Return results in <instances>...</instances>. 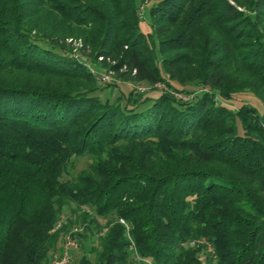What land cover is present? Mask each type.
Here are the masks:
<instances>
[{"label": "trees", "instance_id": "obj_1", "mask_svg": "<svg viewBox=\"0 0 264 264\" xmlns=\"http://www.w3.org/2000/svg\"><path fill=\"white\" fill-rule=\"evenodd\" d=\"M139 1L0 0V264H47L67 210L98 264H264V111L224 104H264V0H149L150 35Z\"/></svg>", "mask_w": 264, "mask_h": 264}, {"label": "rangeland", "instance_id": "obj_2", "mask_svg": "<svg viewBox=\"0 0 264 264\" xmlns=\"http://www.w3.org/2000/svg\"><path fill=\"white\" fill-rule=\"evenodd\" d=\"M139 5L141 2L137 0ZM139 19H140V29L142 32H144L147 35H150L152 33V28H151V18H150V3L149 0H145L144 3L141 5L140 10H139ZM71 41V40H69ZM73 47L75 48V52L77 56H83L84 52L80 50V48H83V43L81 40H74L73 41ZM76 49H79L80 51H76ZM89 54V51L86 52ZM86 56V55H85ZM101 58L99 59V62H95L92 58L87 56L86 63L88 64L89 69L92 71L96 81L98 82V85L102 86H108L109 87V93L112 94L113 96H116L117 94L120 93V91H128L131 88L136 89V92H143L147 91V89L151 88L152 86H149L146 83H132L129 81H123L119 78V74L109 70L107 67H102L101 66ZM62 85V84H61ZM73 85H78V84H73ZM63 86H70V85H63ZM79 86V85H78ZM156 87L170 91L169 87L166 85V83H161L160 85H156ZM106 90V91H107ZM173 94L176 96L181 95L178 92L173 91ZM228 107H238L243 104H250L254 108L257 109L259 113H263L264 111V104L257 97L253 92L250 90H244L243 92L235 95V98L232 100L225 101L224 103ZM90 162V157L89 156H82V157H75L73 159V163L69 170L73 175L79 174L81 171L87 168L88 164ZM91 215L93 212H90ZM62 217L65 218V220H72L73 226L69 229L68 235L73 234L72 236H76L78 238L79 242L84 243V245H79V248L74 250L73 252V259L71 260L70 264H81L79 259L82 255L86 254L87 258H89L92 261V264H98L97 263V255L95 253H89L88 250L90 249L91 244H95L99 246V239L97 233L95 235H92V229L90 228L89 221L85 224H81V222H78L75 220L74 216H72L70 210L65 211V213L62 215ZM76 221V224L74 222ZM85 225V226H84ZM88 226V228H86ZM76 229V230H75ZM75 231V232H74ZM95 231V230H94ZM91 236L92 238L88 240H84V236ZM67 235V236H68ZM59 247H62L60 244ZM209 251H213L212 247L209 248ZM58 252V251H57ZM53 253H56V251H52L51 255ZM49 257V259H50ZM48 259V260H49ZM48 264V263H47Z\"/></svg>", "mask_w": 264, "mask_h": 264}, {"label": "built area", "instance_id": "obj_3", "mask_svg": "<svg viewBox=\"0 0 264 264\" xmlns=\"http://www.w3.org/2000/svg\"><path fill=\"white\" fill-rule=\"evenodd\" d=\"M64 222L65 218L61 217L57 221L55 229H60L63 226ZM121 222L126 224L127 228L129 229V224H127L125 220L121 219ZM79 245L80 242L78 241V238L76 236H72V234H69L66 237V240L64 241V244L62 245L60 250L51 255L48 264H70L71 260L73 259L72 251L78 249Z\"/></svg>", "mask_w": 264, "mask_h": 264}]
</instances>
